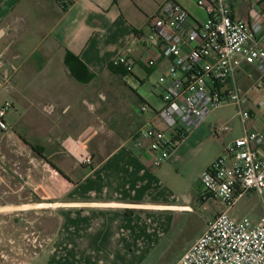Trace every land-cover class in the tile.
Segmentation results:
<instances>
[{"label": "crops", "instance_id": "obj_1", "mask_svg": "<svg viewBox=\"0 0 264 264\" xmlns=\"http://www.w3.org/2000/svg\"><path fill=\"white\" fill-rule=\"evenodd\" d=\"M166 1L0 0V81L8 83L1 104L13 105L6 117L9 130L0 131V233L27 228L28 218L45 219L36 231L43 249L49 248V264H145L167 235L163 213L192 211L190 198L168 197L167 176L194 166V183L200 186L203 172L242 135L236 113L221 117L213 111L164 165L153 168L148 142L135 135L151 117L130 108L124 130L112 124L103 131L90 109L86 119L71 114L73 104L86 105L84 88L112 74L108 65L121 56L135 61L133 70L139 66L149 78L167 74L169 62L163 58L155 67L145 65L149 20ZM174 1L188 11L189 26L206 21L198 0ZM232 8L234 18L250 22L264 14V0H234ZM14 41L17 51L11 48ZM67 52L94 75L90 83L71 76L64 63ZM7 56L22 64L15 66ZM32 56L33 63H25ZM249 72L255 68L243 65L238 72L240 92L247 98L245 109L261 118L264 90L254 87ZM225 123L231 131L219 138L216 129ZM95 127L100 131L88 148L97 143L108 154L100 160L92 154L93 165L84 166L76 158V141ZM238 204L231 215L248 217ZM222 210L217 203L209 221ZM263 215L264 206L251 218L257 223Z\"/></svg>", "mask_w": 264, "mask_h": 264}, {"label": "built area", "instance_id": "obj_2", "mask_svg": "<svg viewBox=\"0 0 264 264\" xmlns=\"http://www.w3.org/2000/svg\"><path fill=\"white\" fill-rule=\"evenodd\" d=\"M233 1L198 0L207 18L195 28L188 25V11L174 0H167L149 20L145 65L155 67L161 58L169 62L157 84L163 89L158 96L161 109L141 107L143 114H152L138 134L148 142L151 166L164 165L206 117L227 104L236 106L242 130L201 176L199 199L217 202L223 210L176 264H264V215L257 223L231 215L249 192L259 194L264 206V114L256 118L245 109L247 98L237 77L243 65L253 66L255 73L247 75L256 89L264 90V14L250 22L238 20L233 17ZM113 62L129 72L136 64L126 56ZM12 106H0L2 132L9 130L6 117ZM260 106L264 108V101ZM230 131L231 124L225 123L215 135ZM94 134L76 141V158L84 166L93 164L88 142Z\"/></svg>", "mask_w": 264, "mask_h": 264}, {"label": "rangeland", "instance_id": "obj_3", "mask_svg": "<svg viewBox=\"0 0 264 264\" xmlns=\"http://www.w3.org/2000/svg\"><path fill=\"white\" fill-rule=\"evenodd\" d=\"M11 48L17 51L19 43H15L14 41ZM1 53L4 54L3 51H1ZM8 53H11V51ZM34 57L35 56L30 57L25 63H33ZM7 58L13 61L15 66L22 64L20 58L17 60H12L9 56H7ZM133 71V75L122 77L108 73L106 76H103V78L91 82L89 86L84 88L85 99L87 100L86 105L84 106L82 104L81 106L79 105L80 103L73 104L71 106V114L76 117H78V115H83L86 119L89 114L86 109L88 108L92 112V115L97 117V125H102L103 131H105L106 127L108 129L114 127L112 124L116 125L118 131H122L130 123V117L128 116L130 108L138 114H141V107L145 104L160 110L162 102L158 96L162 93L163 89L157 87L160 78L159 74L153 73L149 78L139 66ZM7 85V81H0V93L3 90L6 91ZM2 100L3 96L1 93L0 104ZM79 107L80 109H78ZM214 111L219 113V116L226 117L233 113H237V108L233 104H227ZM145 115L147 117H152L151 113H146ZM10 116H12V112ZM233 125L232 127L234 128L235 124L233 123ZM144 126L145 125L139 126L135 134L136 136ZM99 131L100 130L95 127L90 129L86 134L88 135L92 132L97 134ZM225 136L226 135L219 138ZM234 141L235 139L233 142ZM110 147H112V145H108V148ZM89 152L94 154L96 160H100L101 157L108 154L105 150L101 152L97 143L93 142L89 147ZM26 158L28 159L27 155ZM2 174L3 173L0 171L1 176ZM195 177L194 166H189L179 173L173 171L167 176L165 191L168 197L179 199H183L184 197L190 198L189 204L192 206V211H186L184 213H163L167 219H165L162 225L168 226L167 232L164 231L167 235L161 239L160 243L155 247L156 249L152 256L145 264H174L176 260L188 250L189 246H191L204 232L207 222L214 212V206H216L217 203L209 201L205 204L199 199L200 186L194 183ZM1 189L2 185H0V191ZM173 203H176V201H173ZM238 208L250 219H252L251 217L256 218L260 216L263 211V200L259 194L249 192L240 201ZM157 217H155L154 223H156ZM27 220V228H24L25 226L23 224L15 233L7 231L0 233V264H49V259L47 257L49 248L43 249L44 246L42 247L40 245L42 237L40 233L36 231V228H38L42 222L45 223V219H42V222L37 221V223L29 218Z\"/></svg>", "mask_w": 264, "mask_h": 264}, {"label": "trees", "instance_id": "obj_4", "mask_svg": "<svg viewBox=\"0 0 264 264\" xmlns=\"http://www.w3.org/2000/svg\"><path fill=\"white\" fill-rule=\"evenodd\" d=\"M64 63L69 69L71 76L81 83L88 84L95 78L86 65L70 52H67ZM108 70L116 76L132 75V72H129L124 66L115 65L114 62L108 65Z\"/></svg>", "mask_w": 264, "mask_h": 264}]
</instances>
